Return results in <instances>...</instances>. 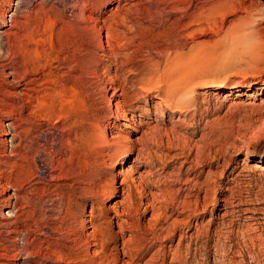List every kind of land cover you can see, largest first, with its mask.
Masks as SVG:
<instances>
[{"label": "rangeland", "instance_id": "rangeland-1", "mask_svg": "<svg viewBox=\"0 0 264 264\" xmlns=\"http://www.w3.org/2000/svg\"><path fill=\"white\" fill-rule=\"evenodd\" d=\"M69 4L13 0L0 27L21 42V59L0 60V100L17 103L10 124L22 134L1 170L14 171L10 194L30 199L14 226L25 205L2 204L0 264H264V0ZM164 79V90L199 84L194 102L178 110L160 100L166 92L145 95ZM74 197L86 240L65 263L43 259L67 245L48 237ZM89 221L102 224L101 243Z\"/></svg>", "mask_w": 264, "mask_h": 264}, {"label": "bare ground", "instance_id": "bare-ground-1", "mask_svg": "<svg viewBox=\"0 0 264 264\" xmlns=\"http://www.w3.org/2000/svg\"><path fill=\"white\" fill-rule=\"evenodd\" d=\"M55 1V0H54ZM74 4H73V0H70V4L69 6L72 7ZM13 6V0H0V27L2 25H5L7 23V18H8V13L11 9V7ZM20 12V8L16 10L15 12V15L12 16L11 18V23H12V27H19V23L17 22V20L15 19V17L17 16V14ZM51 49L54 50V46L51 47ZM19 52V53H18ZM30 53H27V55H25V53L23 54L24 58H29V55ZM34 54V53H33ZM61 54V53H60ZM39 55V54H37ZM58 55V54H57ZM27 56V57H26ZM32 56H30V59H31ZM17 58H20L21 59V42H20V38L18 37V34H10L8 31H5L3 35H0V60L1 61H10L12 63V61ZM40 58V57H39ZM67 60L65 61V64L68 66L74 62H76L78 59H77V56L74 55L72 58H66ZM26 60V59H25ZM30 61V60H29ZM29 61H27L29 63ZM19 62V61H18ZM36 62V61H35ZM35 62H31L33 66L36 65ZM26 64V65H29V64ZM30 63V64H31ZM24 67V66H23ZM80 67V66H79ZM21 68V67H19ZM34 69V68H33ZM82 71L84 68H81ZM179 70V69H178ZM14 73L15 74H18L17 72V69L14 68L13 69ZM181 71V70H180ZM24 72V71H23ZM28 72V71H27ZM177 72V71H174V73ZM179 73V72H178ZM9 72H3V75H5L6 77H9ZM177 74V73H176ZM174 74V75H176ZM25 75V74H24ZM165 75V74H164ZM19 76V75H18ZM24 78V77H23ZM186 78V77H185ZM22 79V78H21ZM166 79H168L167 81L169 82L170 79H172L171 76L169 77H166ZM165 79L164 80H161V81H156V83H154L153 85H150L149 87L145 88L143 91L145 93V95L147 97H150L152 96L153 94H156V93H159L158 91H163V92H166L165 95H164V98H160V100L167 104L169 106V108H171L172 106H176V108H178V110L180 109H184L186 108L187 106H184L185 104H192L195 100V95L197 94V89L199 88V84H195L193 85V80L189 79L187 81H185L184 83L180 84L179 82H171V84H169V86H167V90H164L165 89V86L166 84H168ZM10 83H14L13 81L10 82ZM82 83V82H81ZM170 83V82H169ZM17 84V83H16ZM15 84V85H16ZM193 85V86H192ZM73 86V85H72ZM82 88V87H81ZM71 90H73L75 93L77 92L78 93V97H79V102L81 103V105H83L85 102L84 101V92H83V89L82 90H79L78 88H72ZM178 94V98H174V94ZM74 94V93H73ZM17 96V95H16ZM0 157L1 158H6V157H16L18 156L19 152L18 151L22 148V134H20V132L17 131V127L13 124H10L11 123V120L13 118H15L16 120H19L18 117L20 116L19 114V108L17 106V103L15 101H13L12 103H2L3 101L0 100ZM72 105V104H71ZM192 106V105H191ZM75 108V107H74ZM190 109V108H189ZM189 111V110H188ZM20 121V120H19ZM128 121H133V119H130ZM12 132V134H11ZM12 135V141H13V146H12V151H11V154H9L8 156V148H9V139H8V136H11ZM26 142V141H25ZM24 143V142H23ZM71 146V145H70ZM24 151V150H23ZM130 151H133L132 149ZM2 153V154H1ZM18 153V154H16ZM71 154V153H70ZM130 154L127 153L125 154V156L123 157L126 158L128 157ZM20 155V154H19ZM199 158V157H198ZM8 164L7 162H0V215L3 216V217H6L4 215V212H3V206L2 204L4 203L6 206V208L8 207H11L13 205V201L14 200H17V201H20L21 200V204H24L25 206L24 207H21L19 209H17V213L15 214V218H16V222L13 223V226L16 224H18L19 220H20V217L22 216L23 214V210H25L26 207H28L30 205V199L29 197H22V198H19L17 197V195H13V194H10V190L12 189L13 187V183H11V176L14 174V171H6V170H1V167L3 165H6ZM16 164V163H15ZM10 168V167H9ZM133 166L130 167V169H132ZM74 169V168H73ZM24 170V169H23ZM121 174H123V172H121ZM124 176V174H123ZM13 179V178H12ZM18 179V178H17ZM18 182V181H17ZM129 183V179L128 178H124L123 181H122V184H126L128 185ZM23 186H21V190H23ZM27 190V189H26ZM108 190V189H107ZM107 190H103L101 193H98V197L95 196L96 198H92V205L93 207L95 206H99L101 205L102 203H104L103 201H105V197L107 196V193L108 191ZM28 191V190H27ZM87 191V190H86ZM124 194L123 196H126V198L122 201H119L118 203L120 205H123L125 207L126 204L129 205V207H131L133 201H132V196L130 195L132 192L129 188V190H124ZM26 192V191H25ZM118 193V190L116 188V190H114V194L113 195H116ZM64 195V194H63ZM5 196H8L7 198L3 199V197ZM66 195H64V199L66 200L65 198ZM68 197V195L66 196ZM71 200V199H70ZM64 201V200H63ZM69 201V200H68ZM197 201L199 202V198H197ZM66 203V201H64ZM197 202V203H198ZM62 203V202H60ZM69 203V202H67ZM187 202H184L181 207H179L177 210L179 211V209L182 210L181 214L183 212L186 211V204ZM78 201H77V198H73L72 201H71V204H67L69 205L66 209L62 210L63 209V206L60 213L62 214V217H58V220H59V224H58V227L57 228H50V232L51 234L49 235V239H51L52 241L58 239V237H61L63 239L64 242H65V245L66 246H59L60 248H58L57 250H54V251H51L49 253H47L46 255H43L42 257H44L43 259H46V260H51L52 261L55 259L56 261H58L59 263L60 262H67L66 258H64L66 256V252L67 251H70L71 249V245L73 246H77L79 244H82V242L84 240H86V236L84 234V227L81 225V223L79 221H77V213H76V209L78 210L79 206H78ZM81 204V203H80ZM17 205H18V202L15 203L14 207L17 208ZM39 205V204H38ZM152 205V204H150ZM148 206V205H146ZM240 206V205H239ZM60 207V208H61ZM65 208V207H64ZM73 208V209H72ZM74 208H76L74 210ZM146 211H148V209L150 208V206L146 207ZM199 208V206L197 205V209ZM204 208V207H202ZM127 209V208H126ZM196 209V210H197ZM2 211V212H1ZM22 212L21 216L19 215V212ZM159 211V210H158ZM123 214V213H122ZM131 214V211L128 210V213L126 214L129 218ZM176 214V213H174ZM60 215V214H59ZM120 216L122 217V215L120 214ZM157 216V215H156ZM162 216H157L156 219H162L161 218ZM57 220V219H56ZM160 222V221H159ZM79 223V224H78ZM88 223V222H87ZM91 223V224H90ZM138 223V222H137ZM137 223H134L132 225V228H136L137 227ZM89 224L91 225L90 227L92 228L93 232L89 235L91 238H93V240L95 241H99L100 243L102 241L105 240V237L104 235L102 234V224H99L98 222H91L89 221ZM11 225V224H10ZM11 227V226H10ZM10 227H8L10 229ZM120 227V226H119ZM48 230V229H47ZM121 230H124V228L121 227ZM8 231V230H7ZM46 231V230H45ZM16 231H13L12 233H15ZM124 232V231H123ZM4 233V232H3ZM8 235H9V232H7ZM122 233V232H121ZM11 234V233H10ZM2 235V234H1ZM88 236V237H89ZM57 237V239H56ZM99 237H101V239H99ZM60 240V241H61ZM59 241V242H60ZM63 242V243H64ZM40 243V242H39ZM47 243V242H46ZM87 244H91V241H88L86 242ZM85 243V244H86ZM55 244V243H54ZM27 248L24 249V251L22 253L24 254H27L29 253L30 251L29 250V246H33L30 241H27ZM70 245V246H68ZM101 245V244H99ZM53 246V245H52ZM73 248V247H72ZM103 249V248H102ZM43 249L40 248V252H42ZM107 251V250H105ZM104 251V258L106 260H109L108 259V254L107 252ZM103 253V252H102ZM111 253V252H110ZM31 254V253H30ZM42 253H38L35 254L33 253L32 256L33 258H36L37 256H41ZM45 254V253H44ZM71 254V253H70ZM70 254H69V258H70ZM29 255V254H28ZM73 255V254H72ZM77 255V254H76ZM23 256V255H22ZM31 256V255H30ZM75 256V255H74ZM67 257V256H66ZM30 258V257H29ZM73 258V257H72ZM75 259L77 257H74ZM81 258V256H80ZM68 259V258H67ZM71 259V258H70ZM69 259V260H70ZM51 261V262H52ZM55 261V262H56ZM77 261V260H76ZM83 259L79 262H82ZM85 262V261H84ZM233 263V261H231ZM72 263V261H71ZM26 264H28V262H26ZM69 264V263H68ZM112 264V263H111ZM234 264V263H233Z\"/></svg>", "mask_w": 264, "mask_h": 264}]
</instances>
